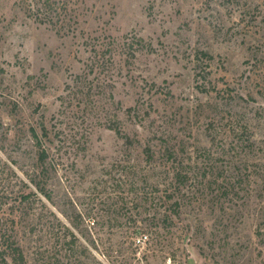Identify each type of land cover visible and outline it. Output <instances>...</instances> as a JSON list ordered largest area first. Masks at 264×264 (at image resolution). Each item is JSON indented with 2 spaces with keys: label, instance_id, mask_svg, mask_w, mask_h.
Returning a JSON list of instances; mask_svg holds the SVG:
<instances>
[{
  "label": "rangeland",
  "instance_id": "rangeland-1",
  "mask_svg": "<svg viewBox=\"0 0 264 264\" xmlns=\"http://www.w3.org/2000/svg\"><path fill=\"white\" fill-rule=\"evenodd\" d=\"M0 216L24 264H264V0H0Z\"/></svg>",
  "mask_w": 264,
  "mask_h": 264
},
{
  "label": "trees",
  "instance_id": "trees-1",
  "mask_svg": "<svg viewBox=\"0 0 264 264\" xmlns=\"http://www.w3.org/2000/svg\"><path fill=\"white\" fill-rule=\"evenodd\" d=\"M116 130L118 133H121L119 128H116ZM33 134L37 141L40 142L39 135L35 129H33ZM41 157L43 160L46 159V149H42ZM11 263L24 264L25 255L19 241L10 233L7 220L0 216V264Z\"/></svg>",
  "mask_w": 264,
  "mask_h": 264
}]
</instances>
